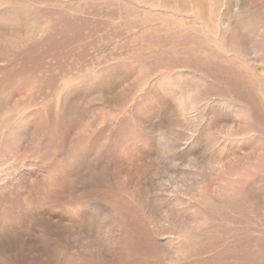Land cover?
Masks as SVG:
<instances>
[{
  "label": "rangeland",
  "instance_id": "1",
  "mask_svg": "<svg viewBox=\"0 0 264 264\" xmlns=\"http://www.w3.org/2000/svg\"><path fill=\"white\" fill-rule=\"evenodd\" d=\"M0 264H264V0H0Z\"/></svg>",
  "mask_w": 264,
  "mask_h": 264
},
{
  "label": "bare ground",
  "instance_id": "2",
  "mask_svg": "<svg viewBox=\"0 0 264 264\" xmlns=\"http://www.w3.org/2000/svg\"><path fill=\"white\" fill-rule=\"evenodd\" d=\"M2 88V87H1ZM62 102H63V100H62ZM61 102V103H62ZM59 105V104H58ZM63 107V109L65 110V111H68L69 113H71V110H70V106L68 105V103L67 102H65L64 103V106H62ZM63 110V111H64ZM257 115V114H256ZM38 127V126H37ZM262 129V128H261ZM95 132H97V130H94ZM91 133V132H90ZM93 133V132H92ZM39 135V134H38ZM91 138H93V134H87L85 137H83L82 139H81V141L79 142V144H80V146L82 147V149L84 148V147H87V145H88V143L90 142V139Z\"/></svg>",
  "mask_w": 264,
  "mask_h": 264
}]
</instances>
